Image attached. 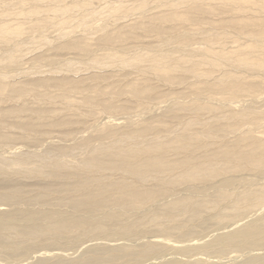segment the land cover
Here are the masks:
<instances>
[{
	"label": "bare ground",
	"instance_id": "6f19581e",
	"mask_svg": "<svg viewBox=\"0 0 264 264\" xmlns=\"http://www.w3.org/2000/svg\"><path fill=\"white\" fill-rule=\"evenodd\" d=\"M52 31V42L32 40ZM45 43L74 55L57 51L25 68L26 52ZM52 134L43 150L22 153ZM25 138L7 152L14 157L0 156V207L23 213L18 221L0 210L3 250L21 255L38 239L139 241L145 230L172 237L177 228L183 242L196 233L191 217L239 226L264 212V0H0V147ZM254 217L207 253L264 251V214ZM106 246L74 263L40 264L186 251ZM205 254L180 264H205ZM240 264H264V255Z\"/></svg>",
	"mask_w": 264,
	"mask_h": 264
},
{
	"label": "rangeland",
	"instance_id": "374dc122",
	"mask_svg": "<svg viewBox=\"0 0 264 264\" xmlns=\"http://www.w3.org/2000/svg\"><path fill=\"white\" fill-rule=\"evenodd\" d=\"M221 16H223V17H226V15H221ZM209 17V16H208ZM24 22V21H23ZM75 28V27H74ZM109 28H111V27H109ZM72 30L73 29H71L69 32H70V34L71 35H74L73 33H72ZM78 31V30H77ZM74 32V31H73ZM37 34H39V35H37ZM37 34H32L31 36H33V38H32V40L33 41H40V42H42V41H45V40H43V39H47L46 41H48V39L50 38V41H51V39H58L56 36H57V34L54 32V31H52V32H49V34L47 33V35L45 34V33H37ZM45 34V35H44ZM55 34V35H54ZM49 35V36H48ZM54 35V36H53ZM39 36H41V37H39ZM48 36V37H47ZM55 37V38H54ZM29 38H26V40H28ZM24 40V39H23ZM58 41V40H57ZM59 41L60 42H63V41H61L60 39H59ZM94 41V40H93ZM93 41H92V44H94L93 43ZM52 42V41H51ZM43 43V42H42ZM96 43V42H95ZM99 43V42H98ZM97 44V43H96ZM99 44H101V43H99ZM153 44L154 45H156V43H155V41H154V43H152V44H150V45H152L153 46ZM40 45L42 46L41 48H39L40 47ZM45 45H47L46 43L45 44H39L36 48H33V49H30L29 51H27L26 52V54H25V57H24V59H23V63H24V66H25V68L27 67V66H30V64L31 63H33V62H35V63H38L39 64V62L38 61H40V63H41V65L42 64H44L45 63V61L47 60V59H49L48 58V56L49 57H51V56H53L52 54H55L58 50H53V49H51V46H49V44L47 45V46H45ZM121 45H125V43H122ZM46 47H48V49H50V50H48V49H45ZM92 47L93 48H95V49H98V48H96L95 46H93L92 45ZM92 48V49H93ZM95 49H93V51L95 50ZM43 50V51H42ZM44 50H45V52H44ZM33 51V52H32ZM38 52V53H37ZM39 52H41L42 54H44L45 56H42L41 55V53H39ZM54 52V53H53ZM63 52V54H61V51L59 52H57V55H59L60 54V57H58L59 59H67V57H71L72 55H74V53L73 52H71V51H69V52H67V53H64V51H62ZM35 53H37V56H39L40 55V57L39 58H36L37 56L36 55H34ZM59 53V54H58ZM96 53V52H95ZM98 53H100V52H97V54ZM34 55V57H33V55ZM39 54V55H38ZM69 54V55H68ZM72 54V55H71ZM28 55V56H27ZM47 55V56H46ZM34 58H35V60L37 59V62L36 61H34ZM32 60V61H31ZM43 60H44V62H43ZM31 62V63H30ZM29 63V64H28ZM33 107H35L34 105H33ZM135 109V108H134ZM133 111H135L134 113L135 114H137V115H135V117H134V119H137V118H139V116L140 117H142L141 115H140V111H139V109H135V110H133ZM155 112H159V111H156L155 109H152V115L155 113ZM122 117H123V119H122ZM129 117V116H128ZM127 116L125 117V118H128ZM115 118H117V119H119V120H122V124H124L125 123V121H123L124 120V116H122L121 115V117L119 116V114L118 115H115V117H112V119L114 120ZM144 119V118H143ZM119 120L117 121V122H119ZM94 124V122H91V123H88L89 124V126L90 125H93ZM171 123V125H169L170 127H173V125H174V123L172 124V122H170ZM88 124L86 125V126H84V128L85 127H87L88 126ZM90 128V127H89ZM86 129V128H85ZM85 129H82V128H80V131H87V129L85 130ZM5 131V130H4ZM79 131V132H80ZM83 131V132H84ZM89 131V130H88ZM8 132V131H7ZM20 133L21 135H26V134H30L29 132L30 131H24V130H15L14 131V133ZM83 132H80L79 134H83ZM50 135V134H49ZM49 135H45V136H42V135H38L37 137H36V139L37 140H39V141H41L42 143L41 144H39V143H36V142H32V141H30L31 142V144H29V145H27L26 147H29V148H27L26 150H24L22 153H24V152H28V153H31V152H33V151H37V149L38 150H43L42 148H44L45 147V143H47L48 141H49V138L48 137H52L53 135V138H55V136H56V134H52L51 136H49ZM30 137V136H29ZM31 138V137H30ZM32 140H34L33 138H31ZM43 139V140H42ZM24 141L25 142H23V141H18V146L17 145H13L12 147H8V146H1L0 147V154H2V155H0L1 157L2 156H4V157H14V155H11L10 153H7V152H9V151H11L12 149H13V147H19V145H20V147L23 145V144H25L26 143V138L24 139ZM45 141V142H44ZM23 143V144H22ZM48 144V143H47ZM31 145V146H30ZM41 148H40V147ZM39 152V151H38ZM34 166V164H32V163H30L29 165H26V168H32ZM24 178V179H23ZM22 179L25 181V183H30L31 182V180L30 179H28V178H25V177H23ZM21 178H20V180H22ZM22 180V182H24ZM28 180V181H27ZM1 181V180H0ZM32 182H34V180L32 181ZM47 182V181H46ZM35 183H40V186H42L43 184H45V182H40V181H35ZM238 189V188H237ZM200 199H202V200H206V198H200ZM0 204H3V203H0ZM48 207V208H47ZM26 207H24V209H25ZM27 209H31L32 211H36V209H32V208H27ZM40 209H50V207L49 206H41V208ZM0 210H2L5 214L4 215H6V216H8V217H10L12 220H18V221H20L22 218H23V213H22V211H17L15 208H10L9 209V207H0ZM49 211V210H48ZM263 211H264V209H263ZM36 212H38V211H36ZM222 212L223 213H225V214H227L228 213V211L227 210H225V209H223L222 210ZM258 213V212H257ZM250 214V216L248 215V216H246L244 219V221L243 222H248V221H251L252 219H253V217L255 216V217H257V216H262L263 214H264V212H259V214ZM213 215V213H209V212H206V213H203L202 215L203 216H206V215H210V216H212ZM2 216V215H1ZM200 216L199 215H197V220H195L196 219V217H191L190 218V220H191V222H192V224H194L195 225V227H196V233H195V235L194 236H190V237H184V238H186L187 240H185V241H183L182 242V240H179V238L177 237L178 236V234H177V231H175V230H177V229H179V228H177V229H175L174 230V233H175V236H174V234H173V236L172 237H168V234L166 235V234H162V233H160L158 230H148V232L145 230V233H142V234H138L137 235V237H135V238H138L139 239V241L138 240H135V239H130V241H127V242H125L126 240H124V241H120V239H119V241L117 240V238H115V239H113L114 237H110V236H103V237H97V236H94V237H88V238H84V237H79L78 239H74V242H71L70 244H68V245H71V246H66V245H64V244H62V245H54V243H52V242H49L48 240H45V241H43V240H40V239H38V240H36V241H34V242H31L30 244H29V246H31V249H28V248H26L25 250H24V252L20 255L19 254V248H17V249H10V250H3V249H1L0 248V264H40V263H43V261L42 260H44V262H45V260L47 261V262H51V263H53V262H55L56 260H55V258H57V259H60V260H62V258H63V261H65V262H71V263H74V262H77V259H81V258H85L84 256H85V254L86 255H88L89 253H91L92 251H89V252H87L90 248L92 249L93 248V253L96 251L97 253H100V254H103V252L105 251V249H104V247L106 248L107 246L106 245H108V247L109 248H112V251L113 250H116V249H120L121 247H122V249H126L127 247H130L131 246V250H133V251H139V250H141L142 248H143V246L142 245H146V244H149V243H151L152 245L153 244H158V246H163V245H165V246H169V247H171L172 246V248H174V249H177V247H179V249H184V248H186V251H172V252H169L168 253V251L167 250H165L164 249V251H162V252H160V253H157V254H154V255H150L149 257H147V258H143L142 260L141 259H137V258H135V257H133V258H131V257H129V258H125L126 259V262H124V264H170V261H171V263H173L174 261H175V263H178V264H180V263H182V261L183 260H185L186 259V257H188L189 255H191L190 257L192 258V259H194V255L195 254H201V255H203V254H205V253H207V252H211V251H213V250H215L214 248H212V246L214 245V241L215 240H217V237H220L221 235H225V234H227V233H231L232 231H235L236 229H238V228H240V227H242L243 226V224H245V223H243L242 222V224H240L239 226H231V225H227V226H225L226 225V222H224L222 225H217L216 223H214L213 222V220H211L212 222H206L205 220H203L201 217L199 218ZM248 217V218H247ZM254 217V218H255ZM199 219V220H198ZM161 220H163L162 218H160V221ZM203 220V221H202ZM201 222V223H199V222ZM198 223V224H197ZM204 223V224H203ZM19 225H22L23 226V224H20L19 223ZM189 225H191V224H189ZM229 226V227H228ZM21 226H19V227H17V228H20ZM220 228H222V229H220ZM217 229H218V231H217ZM179 231H180V229H179ZM184 231V230H183ZM217 231V232H216ZM221 231V232H220ZM215 233V234H214ZM221 233V234H220ZM208 234H210L209 236H208ZM212 234V235H211ZM213 234L215 235V236H213ZM218 235H220V236H218ZM207 236V237H206ZM95 237H97V238H95ZM105 237H106V239H105ZM206 237V238H205ZM72 238H74V236L72 235ZM103 238V239H102ZM177 238V239H176ZM97 239V240H96ZM102 239V240H101ZM111 239V240H110ZM114 241H113V240ZM168 239V240H167ZM202 239H204V240H202ZM173 240H178V241H176V242H174ZM115 241H116V243H115ZM173 241V242H172ZM191 241V242H190ZM178 242V243H177ZM181 242V243H180ZM50 243V244H49ZM171 243V244H170ZM185 243H188V244H185ZM94 245V247H93V245ZM106 244V245H105ZM113 244V245H112ZM116 244V248H115V245ZM127 244V246H125ZM174 244H175V246H174ZM184 244V245H183ZM87 245L89 246L88 247V249H87ZM112 245V247H110V246ZM188 245H189V247H188ZM64 246H66V247H64ZM120 246V247H119ZM174 246V247H173ZM188 247V248H187ZM108 248V249H109ZM250 248V246H248V245H246V246H242V247H239V248H236V249H234L235 251H242V252H239V253H236V254H234L233 255V253L231 254V253H229L230 255L228 256L227 254H224V255H222V256H220V255H214L213 253H207V254H205L204 256H203V263H205V264H208V261L210 262V264H221L222 263V261H223V263H228V264H234V263H236V264H240L241 262L242 263H244V262H247L248 260H250V259H252V258H255L256 256H263L264 255V251H255V250H253V249H249ZM103 249V250H102ZM203 249H206L207 251L205 252V251H203ZM246 249H249L248 250V252L246 251ZM217 250V249H216ZM258 250V249H257ZM252 251H253V253H252ZM75 252H76V255H75ZM106 253L108 252V250L106 249V251H105ZM109 252H110V249H109ZM228 252H230V251H228ZM256 252V253H255ZM58 253H59V256H58ZM85 253V254H84ZM247 253H249V254H251L252 253V255H248ZM258 253L260 254V255H258ZM263 253V254H262ZM84 254V255H83ZM92 254V253H91ZM167 254H169V255H167ZM254 254H256V255H254ZM39 255V256H38ZM41 255V256H40ZM62 255V256H61ZM72 255V256H71ZM83 255V256H82ZM215 257H214V256ZM235 256L236 255V257L234 258V257H232V256ZM243 255V256H242ZM166 256V257H165ZM209 256V257H208ZM211 256V257H210ZM238 256V257H237ZM251 256H252V258H251ZM255 256V257H254ZM32 257V258H31ZM44 258V259H42V258ZM55 257V258H54ZM60 257V258H59ZM217 257H218V259H217ZM231 257V258H230ZM53 258H54V260H53ZM217 260H216V259ZM221 258V259H220ZM228 258V259H227ZM40 259H42V260H40ZM215 259V260H214ZM226 259H227V261H226ZM230 259H232V260H230ZM234 259V260H233ZM37 260V261H36ZM38 260H39V262H38ZM71 260V261H70ZM177 260V261H176ZM206 260H208V261H206ZM236 260V261H235ZM40 261H42V262H40ZM101 261V264H110V263H103L102 262V260H100ZM155 261V262H154ZM163 261V262H162ZM167 261V262H166ZM229 261V262H228ZM234 262V263H230V262ZM57 262V261H56ZM165 262V263H164ZM217 262V263H216ZM237 262H239V263H237ZM222 263V264H223Z\"/></svg>",
	"mask_w": 264,
	"mask_h": 264
}]
</instances>
